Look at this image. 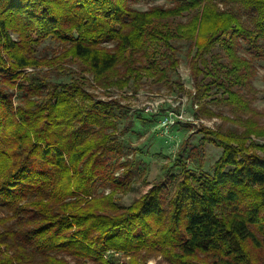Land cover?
<instances>
[{
    "label": "trees",
    "instance_id": "16d2710c",
    "mask_svg": "<svg viewBox=\"0 0 264 264\" xmlns=\"http://www.w3.org/2000/svg\"><path fill=\"white\" fill-rule=\"evenodd\" d=\"M223 1L140 10L130 0H0V264H150L155 256L264 264V144L253 141L264 139V112L253 106L252 83L253 62L264 57V0H234L249 21ZM48 38L64 47L40 58ZM174 41L190 43L196 95L222 92L216 100L232 108L242 131L202 127L222 155L211 176L185 170L167 206L163 183L122 205L117 194L130 184L106 172L102 159L116 123L106 110L80 105L79 97L94 95L78 79L34 99L43 82L27 70L74 61L102 89L138 88L177 69ZM241 42L252 58L238 52ZM8 88L31 95L15 105ZM98 178L110 180L108 193L94 194Z\"/></svg>",
    "mask_w": 264,
    "mask_h": 264
},
{
    "label": "rangeland",
    "instance_id": "374dc122",
    "mask_svg": "<svg viewBox=\"0 0 264 264\" xmlns=\"http://www.w3.org/2000/svg\"><path fill=\"white\" fill-rule=\"evenodd\" d=\"M177 1L182 0H130V6L146 10L153 6L171 7ZM220 7L232 9L240 13L244 21H249L248 12L237 1L225 0L220 2ZM186 20V16L177 19L183 22ZM173 45L179 65L175 71L170 72L169 79L157 82L152 78H143L138 88L131 82L123 89H102L94 85L92 77L82 71V65L74 61H68L59 69L27 70V75L43 82L41 91L34 94V99L44 97L54 85L61 86L78 79L84 82V89L94 95L92 101L79 97L80 105L98 111L106 110L108 117L116 123L102 159L106 172L130 184V191L117 194V201L122 205H130L153 185L163 183L164 204L167 206L169 199L175 195L176 186L183 179L185 170L188 169L198 177L211 176L215 170V162L222 155L221 148L204 138L201 128L207 127L223 133L242 131L241 125L231 120L236 116L232 108L224 101L216 100L222 96V92L213 89L204 98L196 95L188 64L190 43L174 41ZM63 47V44L48 38L37 47L36 55L40 58L52 57L60 53ZM238 52L252 58V52L245 42H241ZM253 63L257 73L252 83L258 89L253 106L264 112V57ZM167 64L168 61L163 62L164 66ZM83 74L89 77L87 81L82 78ZM7 92L12 95L15 105L21 104L26 96L31 95L14 88H8ZM165 117L170 119L168 125L163 124ZM89 129L90 127L87 130ZM253 141L258 145L264 144L263 138H254ZM259 153L264 154L262 150ZM110 189L109 179L98 178L93 192L100 195L108 193ZM4 214L0 210V215ZM114 259L121 262L126 257L116 254ZM149 263L170 264L156 256L149 258Z\"/></svg>",
    "mask_w": 264,
    "mask_h": 264
},
{
    "label": "built area",
    "instance_id": "2783aa9c",
    "mask_svg": "<svg viewBox=\"0 0 264 264\" xmlns=\"http://www.w3.org/2000/svg\"><path fill=\"white\" fill-rule=\"evenodd\" d=\"M180 118H182V116H180ZM170 123V119H169V117H165L164 118V121H163V124L164 125H168Z\"/></svg>",
    "mask_w": 264,
    "mask_h": 264
}]
</instances>
